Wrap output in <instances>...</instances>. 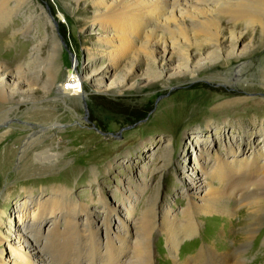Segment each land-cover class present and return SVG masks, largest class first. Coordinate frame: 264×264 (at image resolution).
Instances as JSON below:
<instances>
[{"label":"rangeland","instance_id":"1","mask_svg":"<svg viewBox=\"0 0 264 264\" xmlns=\"http://www.w3.org/2000/svg\"><path fill=\"white\" fill-rule=\"evenodd\" d=\"M32 2V6L23 9L8 28L0 27V64L12 72L11 83H0V93L4 94L0 96V123H4L0 127V136L10 128V134L0 142V166L5 156L10 157L5 148H14L12 164L0 173V212L5 214L4 224L0 227V257L6 264L23 260L19 249L28 252L29 245L34 252L38 251L36 255L40 259L43 258L40 255L43 243L24 236L18 230L26 200L27 206H30L28 210L32 212L37 207L34 203L52 195L53 188L66 187L72 193L73 202L88 205L103 238V220L109 216L112 217V233L131 240L126 229L119 226L127 216L126 208H131L130 202L135 204L131 209L134 219L141 217L154 200L157 201L160 216L169 209L179 215L188 206L190 184L194 176L200 175L202 166L211 165L218 155L231 159L233 148L239 151V157L250 158L255 148L261 146L260 139L264 138V78H253L252 74L262 73L264 47L260 49L261 35L256 30L248 32L241 45L238 44V53H244L238 60L226 56L218 58L217 53L207 51L205 45L201 51L192 48L194 60L189 63V68L187 63L180 62L182 65L178 66L180 63L176 61L173 71L167 72L163 61L154 65L142 57L135 74L123 87L125 81L121 79L129 73L126 62L113 76L107 69L106 59L97 54L96 58L88 59L85 51L88 46H99V25L94 20V15L101 10L99 6L89 0ZM190 2L195 5L196 0ZM42 9L54 23L61 43L59 64L65 67L61 80L65 74L68 79L72 73L84 77V71L101 77L107 71L109 75L105 76L104 93L96 92L95 83L86 85L88 100L63 101L55 87L52 92L45 93L43 87L48 78L46 70L52 39L48 36L51 32L43 21L44 17L37 15ZM177 12L179 14V9ZM30 16L33 19H29ZM4 17L8 18L7 15ZM186 22L189 23L188 20ZM226 23L222 21L225 32L222 31L229 38L226 46L230 51L231 25ZM24 27L30 29L21 35L19 30ZM175 27L176 22H170L169 27L165 24L157 27L158 37L173 42L177 35L167 30H174ZM245 27V24L238 25L236 34L244 33ZM13 34L17 37L13 38ZM178 56L174 53V58ZM178 67L198 71L195 80L188 82L186 75L177 74L175 69L178 70ZM17 68L23 71L22 75L19 71L17 74ZM29 72L33 75L38 72L39 78L28 79L25 86L18 87ZM213 74L218 77L221 74L223 79L213 78ZM225 78L231 81V85L224 81ZM57 99L59 102L54 101ZM66 102L72 109L66 107ZM47 108L52 113L48 122L29 116L38 110L40 117L45 116ZM41 131L51 134L33 152L50 149L49 154L53 157L33 160L37 169L23 174L20 166L22 150L26 151L22 157L32 152V148L26 150L24 144L31 136L37 138L36 133ZM166 154L172 157L169 164ZM258 168L259 165L254 170ZM255 189L259 192L256 193ZM263 190L264 185L258 184L252 191H247L245 198L259 196ZM31 196L34 198L29 199ZM102 198L109 204L112 213L107 211L109 207L105 209ZM218 218L221 216L199 218L201 236L190 238L180 246L179 260L195 255L200 239L205 243L215 240L219 252L227 250L226 237L236 247L242 243L244 233L241 227L250 222L247 208L237 211L233 224ZM145 221L148 224V217ZM128 226L132 230L133 226ZM24 238L27 240L21 242ZM8 243L18 250L12 252ZM154 244L155 264H172L162 234H157ZM17 251L20 254H16ZM78 251L80 264H86L92 256L88 257V251ZM95 255L97 259L99 254L96 252ZM247 264H264V219L249 247Z\"/></svg>","mask_w":264,"mask_h":264},{"label":"bare ground","instance_id":"2","mask_svg":"<svg viewBox=\"0 0 264 264\" xmlns=\"http://www.w3.org/2000/svg\"><path fill=\"white\" fill-rule=\"evenodd\" d=\"M89 1L99 6L101 10L94 15V20L99 25L97 33L99 36V46L98 48L86 47L87 57L88 59H94L96 58L95 54H97V56L106 59L108 61L107 69L111 70L113 76L118 68L126 62V70L130 74L125 72L127 73L126 78L122 77L123 80L121 79V81H125V83L123 82V87L127 86L129 78L135 74L138 61L142 57L154 65L163 61L162 64L165 65L167 72L173 71V65L176 61L178 63H187V68H189V65H191L189 63H193L194 60L192 48L201 51L205 45H207V51L217 53L218 58L226 56L237 59L241 54H244L242 52L238 53V44L241 45L245 35L250 31L252 32L253 29L261 35L260 49L264 47V0H196L195 5L190 0ZM32 4V0H0V27L8 28L10 23H14L15 19L19 18L21 11L25 8H30ZM177 9H179V14ZM3 14L7 15L8 18H3ZM37 15H41L42 18L44 17L43 21H46L47 28L51 32V34L49 32L47 34L52 39V49L49 53L48 68L46 70L48 78L43 87L45 93L52 92V89L55 87L58 88V95L63 97V101L65 99H69L70 101L88 100L89 96L86 94L87 83L91 85L95 83L96 92L104 93L106 91L104 90L106 88L104 82L105 76L109 75H107V71L105 72L106 75L101 77L97 74L95 76L89 75L86 71H84V77L82 75L77 77L75 73H72L71 78L68 79L65 74V78L61 80L65 67L59 64L62 48L58 39L59 36L57 37L55 31V25L45 10ZM199 16L204 18L200 19ZM29 19L33 18L30 16ZM187 20L189 23L186 22ZM223 20L228 25H231L229 27V30L231 29L230 40L232 41L230 51H227L228 47L226 46L229 38L222 31L224 30L222 29ZM170 22H176L174 30H170L171 28L167 30L177 35L173 42H167L162 37L159 38L157 34L158 29L156 30L157 27L164 24L169 27ZM242 24L246 25V30L244 33L242 32L238 35L235 30L238 25ZM29 29L30 27H24L19 32L22 35V32L26 33ZM191 32L193 33L192 37ZM16 35L13 34V38L17 37ZM226 52L227 55H224ZM174 53L179 54V59L174 58ZM205 60L207 62V59ZM261 63L264 64V58ZM180 65L182 64L180 63L178 66ZM19 68L21 69V67ZM19 68H17V74L19 71L22 75L23 71H20ZM180 68L178 67V70L175 69L177 74L186 75L185 77H187L186 80L188 82L195 80L194 78L198 71L190 70L193 67L188 69L190 71ZM261 71L262 73L259 72V75L258 73L252 74V77L264 78V66L261 68ZM30 73H26L25 80L18 83V87L25 86L28 79L36 80L39 78L38 72L35 75ZM11 74L12 72L7 66L0 64L1 84L6 85L11 83ZM220 75L218 77L217 74H213L212 77L219 79ZM121 81H119L120 84ZM224 81L231 85V81L226 78ZM0 94V96L4 95L2 92ZM13 101L18 104L22 103L20 100ZM54 101L59 102L58 99ZM66 107L72 109L68 105V102H66ZM16 110L19 111V108L17 107ZM44 112H47L45 116L40 117L39 110L33 111L32 115L29 114V116L41 118L46 122L50 121L52 113H49L48 108ZM7 122L10 121L7 120ZM2 124L4 123H0V127ZM8 134H10V128L0 136V142ZM50 134L51 132L45 134L41 131L36 133L37 138L31 136L25 142L24 147L26 150L31 147L32 152L22 157L26 152L22 150L20 160V166H22L21 173L27 174L30 172V169L32 171L35 169L33 160L36 162L45 156L53 157V154H49L50 149L35 154L33 152L36 150V146L42 144ZM260 140L261 146L255 148L250 158L239 157V151L233 148L231 151L233 157L231 159L218 155L214 158L211 165L202 166L200 175L194 176L195 178L193 177L194 180L190 184L188 193L191 198L188 206L179 215L169 209L164 210L163 215L160 216L157 201L154 200L141 217L134 219L131 209L135 204L133 201L130 202L131 208H126L127 216L123 221L121 220L119 226L126 229V233L132 237L131 240L121 236L119 233L117 235L112 233V217L109 216L103 220V238L101 235L102 230L99 228L100 226H97L98 224L95 222L88 205L73 202L72 193L66 187L53 188L52 195L47 196L43 201H34L37 207L32 212L28 210L30 206H27L26 200L25 204L23 203V211L17 225L18 230L24 236L33 237L36 241L43 243L42 248H40V255L43 258L40 259L36 255L38 251L34 252L35 250H32L30 248L31 245H29L27 246L28 252L19 249L23 260H18L19 263L14 262V264H52V262L54 264H80L78 258L80 252L78 250L81 249L89 252L88 257L92 256L86 264H155L156 252L154 240L157 234H162L164 237L172 264H247L249 261V247L253 243L256 232L261 227L264 219V190L260 191L261 194L259 196L256 195L252 199L245 198L247 191H252L258 184L264 185V138ZM13 149L12 146L5 148L10 157L5 156L3 159V163L0 166L2 168L0 170L1 174L12 164L11 153L14 155ZM33 155L35 157H31ZM31 158L32 161H30ZM171 158L169 154H166L165 159L168 164ZM257 165H259V168L255 171L254 168ZM258 190H256V193ZM195 196L198 197L196 198ZM133 197H136L135 194H133ZM32 198L34 197L31 196L29 199ZM101 202L105 206V209L109 207L104 198H102ZM242 208H247L250 222L246 226L241 227L243 228L242 232L244 235L240 245L236 247L228 239L229 237H226L224 238V242L227 243V250L219 252L216 249L217 244L215 240L211 239L212 241L210 240V242L205 243L203 239H200L195 255L178 259L180 246L190 238L201 236L202 224L199 219L200 217L220 215L221 218L218 219L229 220L227 222L232 223V219L236 218L237 211ZM107 211L112 213L110 207ZM4 216L5 214L0 212V227L4 224ZM30 216L32 217L30 218ZM147 217L149 219L147 221L148 224L145 221ZM48 222H50V225H47ZM128 225L133 226V231L129 229L130 226ZM26 240L24 238L21 242H25ZM0 241H2V238H0ZM8 246H10L9 249L12 252L18 250L12 248L9 243ZM96 252L99 254L97 259ZM15 253L20 254L18 251ZM0 264H6L3 257H0Z\"/></svg>","mask_w":264,"mask_h":264},{"label":"water","instance_id":"3","mask_svg":"<svg viewBox=\"0 0 264 264\" xmlns=\"http://www.w3.org/2000/svg\"><path fill=\"white\" fill-rule=\"evenodd\" d=\"M74 60V59H73ZM74 62H75V60H74Z\"/></svg>","mask_w":264,"mask_h":264}]
</instances>
